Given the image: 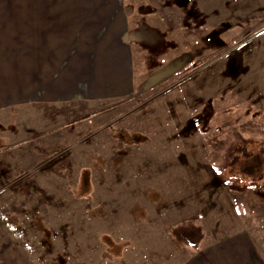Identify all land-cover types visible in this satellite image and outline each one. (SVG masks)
<instances>
[{
  "label": "rangeland",
  "instance_id": "rangeland-1",
  "mask_svg": "<svg viewBox=\"0 0 264 264\" xmlns=\"http://www.w3.org/2000/svg\"><path fill=\"white\" fill-rule=\"evenodd\" d=\"M118 3L128 96L21 98L56 36L0 30L22 94L0 109V238L19 264H181L240 231L264 253V0Z\"/></svg>",
  "mask_w": 264,
  "mask_h": 264
},
{
  "label": "crops",
  "instance_id": "crops-1",
  "mask_svg": "<svg viewBox=\"0 0 264 264\" xmlns=\"http://www.w3.org/2000/svg\"><path fill=\"white\" fill-rule=\"evenodd\" d=\"M19 1H24V7ZM0 2L6 6L0 5V30H53L56 37L48 43L51 41L50 46L57 49L54 54L58 56L52 68L41 65L36 84L26 81L24 97L19 93L18 82L12 81V71L2 69L12 66V59L0 63V109L16 104L20 97L39 98L35 95L39 92L45 100L57 102L105 100L128 96L134 91L131 61L134 47L127 23L131 13L124 4L120 8L118 0ZM65 30H75L73 62L66 61L69 43ZM78 30L86 32L78 38L75 37ZM49 58L53 60L52 55ZM8 77L11 80L7 81ZM17 252L11 237L0 238V264H19ZM181 264H264V253L251 232L240 231L192 251Z\"/></svg>",
  "mask_w": 264,
  "mask_h": 264
}]
</instances>
